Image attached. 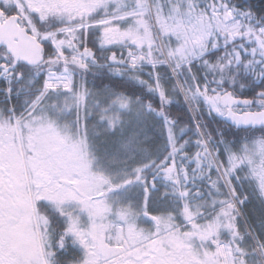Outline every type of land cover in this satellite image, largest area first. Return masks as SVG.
Segmentation results:
<instances>
[{"label":"snow or ice","instance_id":"1","mask_svg":"<svg viewBox=\"0 0 264 264\" xmlns=\"http://www.w3.org/2000/svg\"><path fill=\"white\" fill-rule=\"evenodd\" d=\"M0 264H264V0H0Z\"/></svg>","mask_w":264,"mask_h":264}]
</instances>
